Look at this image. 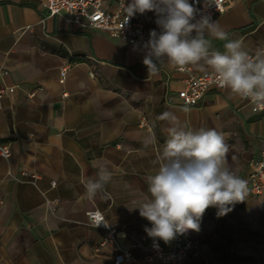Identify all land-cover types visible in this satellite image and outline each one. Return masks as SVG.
Segmentation results:
<instances>
[{"label": "crops", "instance_id": "1", "mask_svg": "<svg viewBox=\"0 0 264 264\" xmlns=\"http://www.w3.org/2000/svg\"><path fill=\"white\" fill-rule=\"evenodd\" d=\"M45 4L0 0V86H19L0 107V140L11 149L9 158L0 156V264H110L111 249L100 245L105 229L90 219L92 210L104 215L122 246L142 255L151 224L128 207L149 195L146 179L158 170L169 138L159 117L174 111L186 130L222 133L228 166L247 180L250 161L264 149V110L216 88L184 107L178 92L186 72L165 63L149 75L141 45L81 28L65 13L49 15ZM214 20L249 54L264 48V0H236ZM148 28L159 31L153 22ZM225 42L212 40L220 51ZM68 62L61 83L59 70ZM142 115L149 128L140 124ZM150 135L155 139L146 144ZM102 167L112 180L89 198L83 181ZM216 211L208 208L200 231L188 235L198 253L187 264H264V192L248 188L227 215ZM160 243L169 250L174 240Z\"/></svg>", "mask_w": 264, "mask_h": 264}, {"label": "clouds", "instance_id": "2", "mask_svg": "<svg viewBox=\"0 0 264 264\" xmlns=\"http://www.w3.org/2000/svg\"><path fill=\"white\" fill-rule=\"evenodd\" d=\"M213 4L214 0H204L205 9ZM124 12L125 23L136 14L156 15L159 31L150 30L149 39L142 45L149 75L158 74L165 63L178 70L189 65L203 70L207 65L216 73L222 89L264 104V48L249 54L243 40L229 39L211 14L195 7L194 2L131 0L124 4ZM213 39L226 41L223 51L213 47ZM159 119L168 123L169 138L157 156L158 170L146 179L149 195L128 208L138 209L149 221L151 227L144 230L150 238L168 244L189 230L199 232L200 220L210 207L217 210L218 218L227 215L232 206L246 200L248 186L227 164L228 146L222 133L215 129L186 130L174 111H165ZM154 139L150 135L146 144ZM112 177L108 168H100L95 178L83 181L85 194L95 198ZM102 222L106 224L97 215L95 226Z\"/></svg>", "mask_w": 264, "mask_h": 264}, {"label": "built area", "instance_id": "3", "mask_svg": "<svg viewBox=\"0 0 264 264\" xmlns=\"http://www.w3.org/2000/svg\"><path fill=\"white\" fill-rule=\"evenodd\" d=\"M235 1L214 0V4L205 9L204 0H190L201 11L210 13L213 20ZM130 2L131 0H46L45 5L49 15L65 13V20L67 22L76 23L84 29L97 28L103 30L111 37L122 38L130 44L142 46L149 39L151 29L148 28V23H155L156 15L154 12H146L142 15L136 14L125 23L124 4ZM71 65L72 62H68L60 67L61 83L65 81ZM178 71L187 73L183 86L178 92L180 105L184 107L189 108L198 105L209 88L222 89L218 84V77L213 70L197 73L189 65L184 70ZM1 72L3 74L7 73L3 69H1ZM18 88L17 84L0 86V107L1 100L6 95L14 93ZM38 89L42 90V87H38ZM28 95L33 97L35 91L30 92ZM63 95L67 96L68 94L65 92ZM252 109L253 111L264 110V104L252 102ZM140 124L148 128L150 127L145 115L141 116ZM0 156L4 158L11 156L10 147L2 144L1 140ZM249 165L250 171L246 180L247 186L255 195H260L264 192V149L257 158L250 161ZM33 176L37 177L38 174H33ZM88 215L95 225L97 215L102 216L106 222V224L102 222L99 225V227L105 229L100 245L111 249L113 257L110 264H187L188 259L198 253V241L188 237L192 232L189 230L184 235H178L174 239L172 249L169 250L161 245L160 240H154L146 233L142 237V241L147 242L145 251L142 255H136L129 248L120 244L115 229L107 223L101 212L92 210L88 212ZM138 244L140 245L141 243Z\"/></svg>", "mask_w": 264, "mask_h": 264}]
</instances>
